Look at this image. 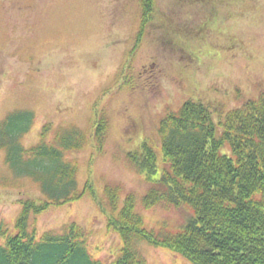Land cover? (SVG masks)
Returning <instances> with one entry per match:
<instances>
[{"label":"rangeland","instance_id":"rangeland-1","mask_svg":"<svg viewBox=\"0 0 264 264\" xmlns=\"http://www.w3.org/2000/svg\"><path fill=\"white\" fill-rule=\"evenodd\" d=\"M142 2L0 0V119L14 109L34 112L24 146L38 142L46 124L48 139L68 125L87 133L86 145L65 156L78 168V186L88 192L31 213L28 229L39 239L75 222L85 231L91 258L103 263L122 247L107 225L113 187L117 210L131 194L135 212L156 234L180 231L193 215L184 202L143 206L152 181L171 169L161 150L160 119L186 100L227 111L264 89V0ZM101 118L107 128L98 146L94 125ZM143 143L156 154L152 174L128 159ZM25 199L41 203L44 197L30 178L13 176L0 149V222L9 234L17 231ZM135 247L148 264H192L143 240Z\"/></svg>","mask_w":264,"mask_h":264},{"label":"trees","instance_id":"trees-1","mask_svg":"<svg viewBox=\"0 0 264 264\" xmlns=\"http://www.w3.org/2000/svg\"><path fill=\"white\" fill-rule=\"evenodd\" d=\"M141 1L150 7V0ZM34 119L31 109H14L0 119L5 164L13 176L36 183L44 197L41 203L22 200L15 234H9L0 222V238L4 239L0 264H148L135 247L138 240L168 248L192 264H264V89L257 98L227 111L186 100L160 119L161 150L171 169H164L159 179L152 181L142 197L143 206L184 202L192 206L193 215L180 231L156 234L135 212L131 194L117 210L118 191L113 187L108 191L112 214L107 225L118 232L122 247L111 263L91 258L85 231L75 222L62 233L46 231L39 239L34 229H28L31 213L38 214L50 204L77 200L89 190L86 186L80 189L78 168L65 156L67 151L86 145V131L68 125L56 128L48 139L51 126L46 124L39 141L24 146L22 138ZM106 128V119L95 122L98 146ZM223 147L229 154L220 152ZM128 159L140 170L155 172L156 154L146 143L129 152Z\"/></svg>","mask_w":264,"mask_h":264}]
</instances>
